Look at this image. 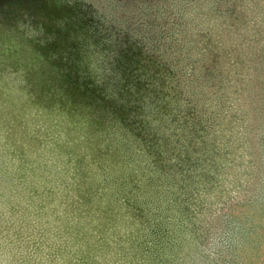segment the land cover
Segmentation results:
<instances>
[{
  "label": "rangeland",
  "instance_id": "rangeland-1",
  "mask_svg": "<svg viewBox=\"0 0 264 264\" xmlns=\"http://www.w3.org/2000/svg\"><path fill=\"white\" fill-rule=\"evenodd\" d=\"M263 115L264 0H0V264H264Z\"/></svg>",
  "mask_w": 264,
  "mask_h": 264
},
{
  "label": "trees",
  "instance_id": "trees-1",
  "mask_svg": "<svg viewBox=\"0 0 264 264\" xmlns=\"http://www.w3.org/2000/svg\"><path fill=\"white\" fill-rule=\"evenodd\" d=\"M215 1H217V0H210V3L212 4L213 2H215ZM224 10V8H221V10H220V12H222ZM253 17H255V16H253ZM249 25V24H248ZM246 26L244 29V31H246V32H248V31H250V30H254L255 29V26L253 25V24H250L249 26ZM240 28V27H239ZM242 28V27H241ZM255 57V56H254ZM254 111V114H253V124H255L256 126H258V117H256L257 116V110H253ZM257 118V119H256ZM262 120H264V115L262 116V118H261ZM259 126H260V123H259Z\"/></svg>",
  "mask_w": 264,
  "mask_h": 264
}]
</instances>
